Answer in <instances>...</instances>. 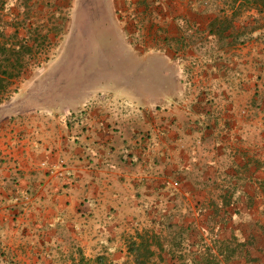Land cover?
<instances>
[{
  "label": "crops",
  "instance_id": "obj_1",
  "mask_svg": "<svg viewBox=\"0 0 264 264\" xmlns=\"http://www.w3.org/2000/svg\"><path fill=\"white\" fill-rule=\"evenodd\" d=\"M96 1L79 0L72 24L82 13L88 34L113 25L120 45L110 71L79 86L71 73L36 70L47 77L48 100L13 132L0 123V264H67L72 246L98 264H126L131 240L154 224L215 231L216 253L214 235L226 244L234 236L241 253L264 264L259 75L221 69L220 51L196 52L204 40L226 43L199 30L212 29L232 0ZM101 57L88 64L95 59L99 71ZM57 77L70 86L58 91Z\"/></svg>",
  "mask_w": 264,
  "mask_h": 264
},
{
  "label": "rangeland",
  "instance_id": "obj_2",
  "mask_svg": "<svg viewBox=\"0 0 264 264\" xmlns=\"http://www.w3.org/2000/svg\"><path fill=\"white\" fill-rule=\"evenodd\" d=\"M130 1L133 4L134 1ZM145 1L136 0L138 4ZM64 2V0H0V107L9 106L6 114L4 113L5 117L0 116L2 118L0 123L8 121L9 126L13 127L10 132L16 129L17 124L31 121L36 107L48 100L46 91L49 82L47 77H35L33 74L36 70L37 74H43L38 70L52 67L63 73L65 79L68 77L67 74L71 73L73 77H69V82L73 81L83 86L91 83L90 74H107L111 69L106 66H111L120 45L116 29L111 25L105 30L104 25L98 24L88 34L86 29L80 26L79 21H84L82 13L77 16L79 21L72 24V18L76 16L72 13L74 5H79V0H68L67 4ZM96 4L100 2L94 0L92 5L97 6ZM66 5H69L67 9ZM226 5L228 11L224 9V12H220L214 26L212 24V29L199 30L201 37L210 38L216 35L221 41H225L226 36V43L215 46L212 41L204 40L201 45L196 46V52L197 49L208 54L220 51L221 60L217 59L219 60L217 63L221 69L238 68L247 70L249 75L258 74L262 85L260 97L263 100V108L255 109L254 112L264 118V0H232ZM79 7H75L77 8L75 12ZM229 37L232 38L231 42L228 40ZM256 38L263 39V44L256 45L254 40ZM55 47L58 50L57 57L54 56ZM100 47L102 50H99ZM177 47L180 49V46ZM170 49L174 50V46H170ZM96 54L103 57L99 71L95 59L88 64V58ZM52 56L54 58L49 64L48 59ZM211 63L209 59L196 62V74H203ZM61 77H57L58 91L62 89L64 91L70 86L65 81L60 87V81L64 80V77ZM93 81L96 82L97 78H93ZM24 83H27L30 89L20 95L24 91L22 89ZM42 90L45 92L40 94ZM18 101L22 103L25 101L31 105L28 108L22 106L20 109L15 104ZM214 232L212 230L209 233L205 232L207 237H203L199 236L195 229L192 232L172 224L165 227L154 224L147 232L144 230L138 233L136 239L131 240L130 247L135 241L137 244L145 245L141 248L140 260L146 261L147 264H229L230 261H233V264L256 263L253 254L240 252L241 246L236 245L234 236L227 239V244L231 245L228 247L225 241L214 235L216 239L214 244L220 252L210 251L211 236ZM227 248L229 249L226 252ZM67 253V264L100 262L99 257L85 256L73 246L67 248ZM131 255L126 264H137L136 252L131 251Z\"/></svg>",
  "mask_w": 264,
  "mask_h": 264
},
{
  "label": "trees",
  "instance_id": "obj_3",
  "mask_svg": "<svg viewBox=\"0 0 264 264\" xmlns=\"http://www.w3.org/2000/svg\"><path fill=\"white\" fill-rule=\"evenodd\" d=\"M143 246H145V245L137 244L136 241L131 243V247H130L131 251H132V252H136V254H137V260H136L137 264H147L146 261H143V262H142V261L140 260V256L142 255V254H141V248H142Z\"/></svg>",
  "mask_w": 264,
  "mask_h": 264
}]
</instances>
